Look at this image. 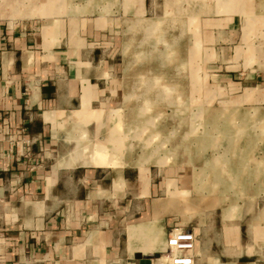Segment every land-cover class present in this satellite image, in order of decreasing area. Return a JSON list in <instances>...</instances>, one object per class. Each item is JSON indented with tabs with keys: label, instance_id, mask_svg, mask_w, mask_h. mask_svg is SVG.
Wrapping results in <instances>:
<instances>
[{
	"label": "crops",
	"instance_id": "1",
	"mask_svg": "<svg viewBox=\"0 0 264 264\" xmlns=\"http://www.w3.org/2000/svg\"><path fill=\"white\" fill-rule=\"evenodd\" d=\"M185 73L239 91L222 153L115 161V110ZM175 228L196 264H264V0H0V264H158Z\"/></svg>",
	"mask_w": 264,
	"mask_h": 264
},
{
	"label": "rangeland",
	"instance_id": "2",
	"mask_svg": "<svg viewBox=\"0 0 264 264\" xmlns=\"http://www.w3.org/2000/svg\"><path fill=\"white\" fill-rule=\"evenodd\" d=\"M204 76L194 75L190 83L191 75L183 74L184 89L179 104L125 105L115 110V138H122L119 152L115 151V161L129 165L150 161L166 164L190 155L198 158V165L203 166L209 155L214 157L222 153L225 142L230 140L224 138V132L239 130L242 126L241 107L233 100L239 91L225 89L227 79L218 73L214 79L210 78L208 90L203 87ZM196 78L200 79V84L196 83ZM209 99L211 104H208ZM110 127L100 129L102 139L110 136ZM86 128L95 139L96 125ZM209 141L212 150L208 153ZM107 146L110 150L113 143L108 142Z\"/></svg>",
	"mask_w": 264,
	"mask_h": 264
},
{
	"label": "built area",
	"instance_id": "3",
	"mask_svg": "<svg viewBox=\"0 0 264 264\" xmlns=\"http://www.w3.org/2000/svg\"><path fill=\"white\" fill-rule=\"evenodd\" d=\"M197 237L191 230L173 229L167 240V249L157 258L158 264H196Z\"/></svg>",
	"mask_w": 264,
	"mask_h": 264
}]
</instances>
